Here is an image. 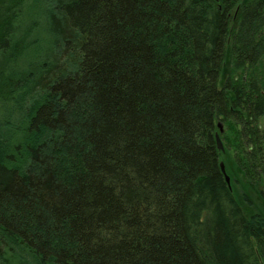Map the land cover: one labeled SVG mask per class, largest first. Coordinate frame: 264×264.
Wrapping results in <instances>:
<instances>
[{
	"label": "trees",
	"instance_id": "1",
	"mask_svg": "<svg viewBox=\"0 0 264 264\" xmlns=\"http://www.w3.org/2000/svg\"><path fill=\"white\" fill-rule=\"evenodd\" d=\"M0 264H264V0H0Z\"/></svg>",
	"mask_w": 264,
	"mask_h": 264
},
{
	"label": "rangeland",
	"instance_id": "2",
	"mask_svg": "<svg viewBox=\"0 0 264 264\" xmlns=\"http://www.w3.org/2000/svg\"><path fill=\"white\" fill-rule=\"evenodd\" d=\"M229 178V177H228ZM234 179H235V177H234ZM232 183H233V181H232ZM233 185V184H232ZM236 184H234V186H235ZM247 185V189L246 188H241V187H239V186H237L236 185V187L234 188V191H235V193H236V198L243 204V206L245 207L246 206V203H247V201H245L244 200V202L242 201V194L241 193H243L244 195H246V196H248V200L249 201H252V203L253 202H258L259 200H258V197L256 198V196L258 195L257 194V192L258 191H260V188H261V186H256L255 187V189L257 190V191H255L254 189H253V187L251 186V184H249V183H247L246 184ZM238 191H241L240 193H238ZM246 208V207H245ZM247 209V208H246Z\"/></svg>",
	"mask_w": 264,
	"mask_h": 264
},
{
	"label": "water",
	"instance_id": "3",
	"mask_svg": "<svg viewBox=\"0 0 264 264\" xmlns=\"http://www.w3.org/2000/svg\"><path fill=\"white\" fill-rule=\"evenodd\" d=\"M218 128H219V132L222 133L223 130H222V126L220 124H218ZM215 138H216V144H217L218 150L222 151L223 148H222V144H221V141L219 139V136L216 135ZM220 169H221L222 174L224 175L226 183L229 185V178L225 175L224 166L222 163L220 164Z\"/></svg>",
	"mask_w": 264,
	"mask_h": 264
}]
</instances>
